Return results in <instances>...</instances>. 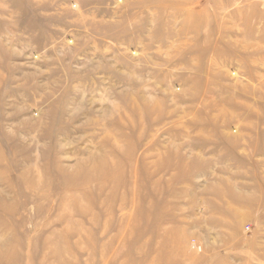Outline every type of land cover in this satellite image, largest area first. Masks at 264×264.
<instances>
[{"label":"rangeland","instance_id":"obj_1","mask_svg":"<svg viewBox=\"0 0 264 264\" xmlns=\"http://www.w3.org/2000/svg\"><path fill=\"white\" fill-rule=\"evenodd\" d=\"M0 264H264V0H0Z\"/></svg>","mask_w":264,"mask_h":264}]
</instances>
